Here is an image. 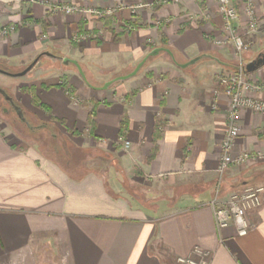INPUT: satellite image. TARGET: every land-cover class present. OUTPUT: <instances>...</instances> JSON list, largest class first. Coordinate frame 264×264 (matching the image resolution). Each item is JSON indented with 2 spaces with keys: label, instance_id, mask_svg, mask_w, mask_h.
Returning a JSON list of instances; mask_svg holds the SVG:
<instances>
[{
  "label": "crops",
  "instance_id": "obj_1",
  "mask_svg": "<svg viewBox=\"0 0 264 264\" xmlns=\"http://www.w3.org/2000/svg\"><path fill=\"white\" fill-rule=\"evenodd\" d=\"M150 2L0 0V30L10 29L0 36V62L23 70L50 52L78 60L87 78L75 65L65 68L46 56L45 70L20 82L29 93L23 105L61 128L73 148L52 155L0 127V264H178L177 257L195 256L196 249L208 253L209 264H264V193L248 214L247 235L233 225L219 230L214 219L229 109L228 98L215 90L219 77L240 64L231 45L212 41L223 24L217 6ZM119 3L125 9L95 12ZM65 4L80 10L63 13L57 7ZM235 4L243 32L246 6ZM254 10L261 28L244 36L252 41L245 64L264 51V0H254ZM156 47L170 49L178 63L215 58L181 68L161 52L136 76L100 88ZM246 79L264 86V66ZM247 94L264 100V89ZM14 97L20 101L17 90ZM240 125L233 157L264 153V116L243 110ZM120 137L130 141L128 148ZM138 177L152 184L143 196L126 186ZM254 184L264 186V158L232 164L220 197Z\"/></svg>",
  "mask_w": 264,
  "mask_h": 264
},
{
  "label": "built area",
  "instance_id": "obj_2",
  "mask_svg": "<svg viewBox=\"0 0 264 264\" xmlns=\"http://www.w3.org/2000/svg\"><path fill=\"white\" fill-rule=\"evenodd\" d=\"M34 1V0H31ZM181 0H151V5H163L168 3H178ZM216 6L222 18L223 24L221 34L218 37L212 38L215 45L220 47L232 46L236 57L241 65L233 73L222 74L218 80V87L215 90L217 96L224 95L229 100V109L227 113V129L221 142V160L218 167L219 183L217 195L212 201L213 213L216 226L219 230L225 229L230 225L235 226L239 236H245L249 233L252 225L248 219L249 212L261 205L264 186L259 184L245 185L241 188L233 190L227 199L220 197V188L223 175L226 170L233 165H244L250 161L262 160L264 153H254L244 151L233 157L234 146L241 134L240 118L243 110H251L264 116V100L251 97L247 94L249 91H258L264 89V86L251 82L246 79L244 56L251 47V41L245 39V35H253L260 28V22L256 17L254 10V0H239L246 6L248 22L243 26V32L239 30V11L235 4V0H211ZM149 5L139 3L136 6H131L132 11L141 9ZM63 13L72 14L80 9L73 5H59L57 7ZM125 9V5L118 4L115 8L105 10H95L100 15H109L116 11ZM7 29H2L1 34H7ZM46 36V35H44ZM81 37V36H79ZM244 63V64H242ZM71 100L75 105L79 101L74 95H71ZM120 142L128 148L130 141L120 137ZM194 255L177 257L178 264H209L208 253L201 249H196Z\"/></svg>",
  "mask_w": 264,
  "mask_h": 264
},
{
  "label": "rangeland",
  "instance_id": "obj_3",
  "mask_svg": "<svg viewBox=\"0 0 264 264\" xmlns=\"http://www.w3.org/2000/svg\"><path fill=\"white\" fill-rule=\"evenodd\" d=\"M29 1H31V0H29ZM245 21H246L245 22V24H246L248 22V16H245ZM3 29H7V31H10L9 28H3ZM221 29H222V27H221ZM8 33L3 35V34H1V30H0V36H2V37H6L8 35ZM44 35H46V34H44ZM46 37H47V35L44 36V38H46ZM251 45H252V41H251ZM163 54L165 55L164 52H163ZM236 59H238V58L236 57ZM47 60H48V58L46 56L43 57V61H42L41 65L38 68H36L35 70H33V72H31L30 74L25 75V76H20V77L19 76H11V75L0 72V88L5 89L13 97H14V92L16 90H17V93L19 92V96H20L19 104L21 105L22 110L29 114V116H30L29 118L31 121L30 123H32V125H34V124L37 125L39 127V130L36 132H33V133H28L26 131L25 125H23L22 122L17 120V118L13 112H9V110L8 111L3 110L4 107L9 109V105L1 96H0V127H3L8 133H11L15 137H18L20 139H25L29 142H32L33 144L38 143L40 145V147L44 149V151L53 155L54 154L53 152H55L54 150H56V149L59 150L60 147L62 148L64 146H69L70 148H73L69 145L70 144L69 140H67V138H69V137H67V135L61 133V131H60L61 128L57 129V128H53L50 125H48L47 124L48 121H45V120H47V119H45V115L42 114L44 119H39L30 111L29 108L25 107V105H23V102H21V101L28 99L29 93L27 91H26L27 92L26 93L25 91H22L19 89L21 81H25V80L29 79V77L33 76L35 73L36 74L42 73L45 70V67H46L45 65H46ZM236 61H238V60H236ZM60 63L62 65H64L65 68L72 67L75 69V67H73L71 65H66L62 61H60ZM242 64H244V63H242ZM240 65H241V63H240ZM27 66H25L23 68H26ZM0 67L4 68L10 72H13V73L20 72V70L22 69V68H18V67L12 66L10 64H5L2 62H0ZM61 85H64V84H61ZM66 90L68 91V96H71L72 92L69 90L68 87ZM77 100L79 101L78 103L81 102L80 99L77 98ZM120 181L123 182V181H125V179H123L120 176ZM149 182H150V179L141 180L138 177L133 182L127 181L126 186H128V188L130 187L132 190L136 189L135 192L139 195H141L142 193L147 194V191H146L147 189H145V187L152 185ZM130 188H129V190H130ZM141 196H143V195H141ZM142 199L144 200V198H142Z\"/></svg>",
  "mask_w": 264,
  "mask_h": 264
},
{
  "label": "water",
  "instance_id": "obj_4",
  "mask_svg": "<svg viewBox=\"0 0 264 264\" xmlns=\"http://www.w3.org/2000/svg\"><path fill=\"white\" fill-rule=\"evenodd\" d=\"M161 52H167L170 54V56L172 57V59L181 67V68H186L194 63H196L197 61H199L200 59L204 58V57H213L215 58L213 55L210 54H203L201 56L195 57L193 59H191L190 61L186 62V63H178L175 59L174 53L166 48V47H156L154 49H152L151 51H149L146 56L136 65V67L129 73L125 74V75H120L117 77H114L113 79L107 81L102 87V89H108L111 85H113L114 83L118 82V81H122V80H127L131 77L136 76L140 70L142 69V67L146 64V62L150 59L153 58L157 55H159ZM44 56H51L53 58H56L60 61H62L64 64L66 65H70L73 64L76 66L78 72L80 73V75L82 76V78L84 80H87L86 78V74L80 64V62L76 59L70 58V57H64V56H60V55H56L54 53H50V52H43L41 54H39L26 68H24L22 71L17 72V73H12L4 68L0 67V72L11 75V76H25L30 74L33 70H35L36 68H38L42 61H43V57ZM217 59V58H216ZM264 66V51L260 52L257 57H255L253 60L249 61L248 63H246L245 65V73H252L258 69H260L261 67ZM0 93L5 97L6 100H12V97L3 89L0 88ZM17 111L20 114V116L22 117V110L17 107Z\"/></svg>",
  "mask_w": 264,
  "mask_h": 264
},
{
  "label": "flooded vegetation",
  "instance_id": "obj_5",
  "mask_svg": "<svg viewBox=\"0 0 264 264\" xmlns=\"http://www.w3.org/2000/svg\"><path fill=\"white\" fill-rule=\"evenodd\" d=\"M22 71V70H21ZM13 73V72H12ZM5 90V89H4ZM6 91V90H5ZM7 92V91H6ZM8 93V92H7ZM9 94V93H8ZM10 95V94H9ZM0 96L7 102V104L9 105V109L8 108H6V107H4L3 108V110L4 111H8L9 110V112H13L14 113V115H16V117H17V119H19L20 120V122H22L23 123V125H25V127L26 128H28V129H31L32 131H34V132H36V131H38L39 130V127L37 126V125H32V123H30L31 121H30V116H29V114L28 113H26L25 111H23L22 110V107H21V105L19 104V101L15 98V97H13V96H11L12 97V100L10 101V100H6L5 99V97L0 93ZM17 107H19L21 110H22V117L20 116V114L18 113V111H17Z\"/></svg>",
  "mask_w": 264,
  "mask_h": 264
},
{
  "label": "trees",
  "instance_id": "obj_6",
  "mask_svg": "<svg viewBox=\"0 0 264 264\" xmlns=\"http://www.w3.org/2000/svg\"><path fill=\"white\" fill-rule=\"evenodd\" d=\"M163 44L162 45H166V41L165 40H163V42H162ZM151 59V58H150ZM149 59V60H150ZM32 95V100L33 101H38L37 100V97L34 95V94H31ZM44 106V108H47L45 105H43ZM16 116V115H15ZM17 118V117H16ZM18 121H20L19 119H17ZM26 128V127H25ZM26 131L28 132V133H33L34 131H32L31 129H28V128H26Z\"/></svg>",
  "mask_w": 264,
  "mask_h": 264
}]
</instances>
